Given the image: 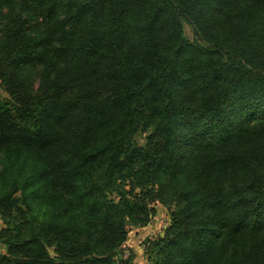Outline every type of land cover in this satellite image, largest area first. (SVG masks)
<instances>
[{
  "label": "trees",
  "instance_id": "16d2710c",
  "mask_svg": "<svg viewBox=\"0 0 264 264\" xmlns=\"http://www.w3.org/2000/svg\"><path fill=\"white\" fill-rule=\"evenodd\" d=\"M0 82V264H264V0H0Z\"/></svg>",
  "mask_w": 264,
  "mask_h": 264
},
{
  "label": "rangeland",
  "instance_id": "374dc122",
  "mask_svg": "<svg viewBox=\"0 0 264 264\" xmlns=\"http://www.w3.org/2000/svg\"><path fill=\"white\" fill-rule=\"evenodd\" d=\"M183 31L184 35L190 40H199L203 42L202 39L198 37V35L194 34V30L192 25L183 20ZM0 97L6 98L8 94L4 90L3 85L0 82ZM135 139L138 143L143 144L144 134L137 133L135 135ZM15 198L17 199V205L14 209H12L11 217H9V221H17L22 224L25 230V227L30 231L32 227H34V221H37L36 216L33 213L25 210L24 202H22L21 191H18L15 194ZM151 206L154 208V215L150 218L149 222L144 226L139 225H128L127 228V236L125 241L122 243L121 248L119 249L117 256L131 257L132 264H149L147 260V256L145 253V246L150 239L161 236L164 233L165 228L168 226L170 221V211L166 204L161 201H154ZM25 213L26 218H24L22 213ZM35 213V211H34ZM1 217V216H0ZM5 223L0 218V229L1 227H5ZM25 232V231H24ZM0 250L2 252L5 251V248L0 244ZM48 251L51 255H55L53 250V246H48Z\"/></svg>",
  "mask_w": 264,
  "mask_h": 264
}]
</instances>
